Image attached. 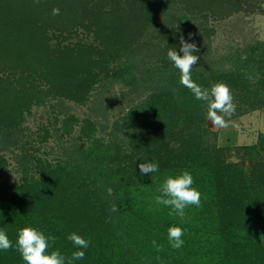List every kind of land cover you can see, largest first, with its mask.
Instances as JSON below:
<instances>
[{"label":"trees","instance_id":"1","mask_svg":"<svg viewBox=\"0 0 264 264\" xmlns=\"http://www.w3.org/2000/svg\"><path fill=\"white\" fill-rule=\"evenodd\" d=\"M5 1L0 0V7ZM73 1L77 12L96 22L97 0ZM189 1L193 8L202 7L198 0ZM112 2L119 11L123 3L129 6V22L137 31L117 19L101 26L102 43L82 42L90 53L102 56L87 69L72 67L63 58L51 60L45 30L31 20L30 6L15 10L6 23L0 21V152L14 154L23 178L9 184L0 174V230L13 242L11 249L0 251V264H25L16 240L18 230L29 226L55 236L49 251L58 249L68 258L78 250L67 239L70 233L89 240L85 257L73 264H264V136L256 144L237 147L247 164L229 160V148L217 144L218 131L206 119V104L180 83L179 70L167 58L171 48L182 55L181 37L194 42L200 59L192 80L209 89L226 83L237 104L234 118L264 107V40L214 59L205 56L211 54L210 29L202 25L198 10L186 8L188 0ZM50 10L44 15L50 16ZM116 83L129 86L122 91L129 94L127 112L111 122L102 101L98 114L103 119H96L103 129L110 128L111 141L86 144L78 141L81 137L72 138L55 162L26 147L23 124L33 107L75 96L88 101L95 84L111 89ZM114 98L110 92L103 96L107 105ZM73 120L69 116L64 121L66 132ZM56 122L55 117L59 135ZM87 123L91 135L96 125ZM121 143L129 146V169L116 164L122 161ZM6 162L0 153V168ZM145 162H157L159 171L141 175L138 165ZM184 170L194 177L201 206L185 209L181 220L169 215L168 207L151 206L149 198L160 194L166 177ZM140 182L148 188L146 195ZM172 226L184 231L180 249L168 241Z\"/></svg>","mask_w":264,"mask_h":264},{"label":"rangeland","instance_id":"2","mask_svg":"<svg viewBox=\"0 0 264 264\" xmlns=\"http://www.w3.org/2000/svg\"><path fill=\"white\" fill-rule=\"evenodd\" d=\"M110 1L112 2V0H97L99 3L97 20L92 22L89 17H85L80 11H76V4L73 0H9L8 4L12 6L10 8H8L6 0L4 6L0 7V21L6 23L8 19H11L10 14H14L15 10L25 6L28 11V6H30L31 20L37 23L41 22L45 30L48 45L46 50L50 54L51 60L60 59L62 61L63 58L67 62H71L72 67L87 69L86 67L90 65L99 64L102 56L99 52L90 53L82 46V42L87 40L91 43H102L101 26L112 22V19H117V23H123L124 27H128L127 30L137 31V26L129 22V6L123 3L120 7L121 11H119L115 9L118 7L116 2L110 3ZM198 1L202 7L193 8L192 2L188 0L186 8L198 10L197 14L204 17L202 25L210 29V35L207 38L210 42L211 54L205 53V56L210 55L214 59H219L233 48L243 47L257 40H264V0ZM184 3L185 1L181 4ZM194 4H196V0ZM47 5L51 6L46 7ZM50 9H52V13L53 9H59V15H44V11H51ZM121 16L125 18V21H120ZM203 32L205 33V31ZM146 38L149 39V34L146 35ZM62 43L66 47L62 48ZM34 44L38 49H42V45H39L38 42H34ZM128 87V85L116 83L113 88L108 89L105 86L95 84L88 101L84 99L85 101L80 102V99L83 98L75 96L76 99L66 97L63 102L53 99L45 105L33 107L23 124L27 126L23 137V140L27 142L26 147H32V152L36 156L55 162L60 159L63 147L70 145L72 138L79 139L81 137L82 139L78 141L85 140L83 143L86 144L96 139L108 143L113 139L112 135L107 132L110 128L108 130L103 129L96 122V119L97 117L100 120L103 119L99 114L105 109L111 122L119 119L127 112L130 101L129 94H123L122 91ZM109 92L110 95H117L111 105H107L106 100H103V96L108 95ZM61 104L69 108L63 110ZM69 116L73 117L74 124L70 132H66L64 121ZM55 117L57 118L56 124L59 135L55 133L53 127ZM88 120L94 121L96 125L91 135L87 131ZM232 120L235 122V126H230L227 129H217L208 122L212 129L218 131L217 144L229 148L228 159L244 161L247 164L249 159L241 157L237 147L256 144L264 136V107L234 117ZM121 137L123 136L121 135ZM120 149L119 156H122V161L117 160L116 164L119 165V168L129 169V146L122 144ZM0 153L7 160L5 167L0 168L2 177L9 184L22 182V173L17 170L14 154L3 151ZM139 184L140 190L143 189L145 182ZM147 189H143L144 195L148 193ZM149 199L152 203L151 206H155V198L150 197Z\"/></svg>","mask_w":264,"mask_h":264},{"label":"clouds","instance_id":"3","mask_svg":"<svg viewBox=\"0 0 264 264\" xmlns=\"http://www.w3.org/2000/svg\"><path fill=\"white\" fill-rule=\"evenodd\" d=\"M59 9H53V15H59ZM192 34L189 33V39ZM180 55L175 49L171 48L167 52V58L180 72V83L188 88L195 99L206 104V119L217 129H227L235 126L232 117L237 110V104L234 102V96L230 87L224 82H218L211 88H204L194 82L191 78V72L197 65L200 57V49L194 42H188L183 37L180 39ZM246 59V57H242ZM141 175H149L159 171L157 162H145L138 165ZM111 191V189H109ZM159 195L155 197L157 205H163L171 209L169 215H176L181 220L185 218V209L189 207L201 206V193L194 187V177L184 170L175 176H168L158 189ZM112 211H116L115 205ZM184 231L179 226H172L168 229V241L173 249H180L184 245ZM67 239L78 249L71 254V257H65L60 250L50 249V242H55L56 237L45 235L43 231L34 227H23L18 230L16 240V250L20 253L25 264H73L74 261L82 260L85 257V251L89 247L90 241L83 236L72 232ZM155 245V241H153ZM13 247V242L9 239L7 233L0 230V251H8ZM159 250V249H158Z\"/></svg>","mask_w":264,"mask_h":264}]
</instances>
